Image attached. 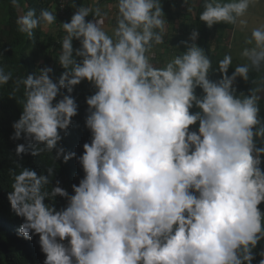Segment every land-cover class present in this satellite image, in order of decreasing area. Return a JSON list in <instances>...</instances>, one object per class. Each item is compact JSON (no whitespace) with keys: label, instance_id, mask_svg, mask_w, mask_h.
I'll list each match as a JSON object with an SVG mask.
<instances>
[{"label":"clouds","instance_id":"obj_1","mask_svg":"<svg viewBox=\"0 0 264 264\" xmlns=\"http://www.w3.org/2000/svg\"><path fill=\"white\" fill-rule=\"evenodd\" d=\"M253 2L204 0L199 19L209 27L236 24ZM11 3L20 9L19 0ZM118 12L112 36L103 30L99 8L95 22H86L93 9L82 6L60 25L66 35L58 59L67 71L58 83L50 79L51 68L15 81L13 94L23 85L25 98L13 138L26 134L42 143L34 156L56 149L58 130L66 131L77 115L70 95L53 105L59 90L71 93L85 79L97 89L86 101L92 140L79 157L85 176L72 186L75 194L58 182L50 187L53 167L48 176L31 169L13 173L9 201L25 218L19 234H39L44 264H252V249L264 239L258 208L264 202V147L255 144L264 139L257 103L264 78L242 99L233 85L238 77L248 81L250 68L264 66V26L252 30L246 43L253 46L241 53L250 64L228 76L232 58L226 55L219 61L223 78L212 82L211 61L195 43L163 67L150 62L167 26L160 0H118ZM16 23L31 38L56 16L32 8ZM74 38L82 45L75 51L80 63ZM197 38L194 31L191 39ZM11 79L0 67V85ZM194 105L200 111L191 113ZM197 122L198 133L189 131ZM16 153L27 148L19 144ZM60 156L67 162L75 153L61 148ZM57 196L69 201L61 211L44 203Z\"/></svg>","mask_w":264,"mask_h":264},{"label":"trees","instance_id":"obj_2","mask_svg":"<svg viewBox=\"0 0 264 264\" xmlns=\"http://www.w3.org/2000/svg\"><path fill=\"white\" fill-rule=\"evenodd\" d=\"M87 1V2H86ZM104 1V0H103ZM89 0H68L65 16H58L61 23L71 21L72 16ZM22 14L29 9L35 8L37 15L41 9L50 11L51 7L59 10L62 5L61 0H19ZM75 4V7H73ZM163 14L167 11L170 20L175 17L172 14L175 5H179V0H160ZM204 0H199L197 5V15L195 19L185 20L184 17L180 27H176L178 32H182V37L167 35L163 36V44L171 47L166 48L165 54L177 56L187 51V47L193 43L201 48L205 55L211 61V69L209 70L208 78L212 82H219L223 78V73L219 70V61L223 60L217 56L216 52L211 47V27L199 19L203 12ZM6 10V21L4 12ZM0 67L5 72L12 74V79L4 85H0V264H44L46 254L43 253L40 245V236L36 233H31V239L24 238L19 234L21 225L25 222V218L18 216L12 209L9 201V194L12 192V183L14 182L13 173L19 174L23 169L34 170L37 175L48 176V168L53 167L54 172L51 179L50 187L58 186L65 189L69 196L74 195L73 185L79 186L80 181L84 178L85 173L82 165L79 163V157L84 154V144L91 143L92 133L86 126V119L89 115V105L87 98L94 95L97 91L93 82L87 79L83 80L79 85L74 86L71 93L67 88H62L53 105L63 99L65 95H70L76 102L78 109L77 115L72 118L71 124L66 131L58 130L62 139L58 142L57 148L52 152H41L38 155L31 153L37 149L43 148L42 143L35 142L34 139L22 134L20 139H14L13 124L18 121L23 113L24 104V87L20 86V90L13 94L15 81L21 77L27 78L29 75L36 77L44 68H51L50 79L54 83H58L62 75L67 71L64 69L58 60L61 51L60 41L66 33L62 27H59L58 34H46L40 26L33 30V36L30 38L27 34L21 33L18 30L16 23L17 18L21 15L19 9L12 6L11 0H0ZM93 14V15H92ZM85 18L86 22H94V12ZM171 15V17H170ZM58 22V21H57ZM60 24V23H57ZM198 33V38L193 41L191 39L193 32ZM58 44V45H57ZM57 45V48H56ZM82 47L79 40L73 39L74 57L75 51ZM166 47V46H165ZM156 45L153 46L150 53V62L154 66L160 67L155 61L158 60V55L153 52ZM33 52V54H31ZM77 63L82 61V57H75ZM51 64L53 67H50ZM231 66L228 76H231L234 69ZM264 66L260 70L250 69L249 80L245 81L238 77L233 85L235 96L243 98L249 96L253 87L258 82V73L263 72ZM197 97H203V89L197 87L195 89ZM259 106V118L264 123V97L257 102ZM200 111L195 105L190 109L191 113ZM199 122L189 127V131L198 133ZM255 131V129H254ZM19 144L25 145L27 153L20 156L16 153V147ZM256 147H264V139H255ZM63 149L64 153H75L67 162L63 157L57 158V151ZM261 170L264 171V157L261 158ZM198 195V193H196ZM44 203L50 207H54L57 211H61L68 206V199L57 196L54 199L46 198ZM262 217H264V202L258 205ZM68 246V241H62ZM264 239H261L255 248L252 249L254 259L252 264H260V260L264 259Z\"/></svg>","mask_w":264,"mask_h":264},{"label":"crops","instance_id":"obj_3","mask_svg":"<svg viewBox=\"0 0 264 264\" xmlns=\"http://www.w3.org/2000/svg\"><path fill=\"white\" fill-rule=\"evenodd\" d=\"M89 1L90 2L88 7H91L93 9V12L96 8H99L101 10V15L105 20V23L102 26L103 30L109 36H112L113 31L117 26V18L119 15L118 0ZM188 1L190 2V0H179V5H177V7L173 5L174 9L172 11V14L175 17L174 20H170V18L168 17V10L165 12L164 19L166 22L170 21L171 24H167L163 36L167 35V37L171 39V36L177 34V36L182 37V34H178V30L176 29V27H180L183 20V18H181L180 16L181 14L179 13V11H181V4L188 3ZM195 1L199 3V0H194L192 3L194 8L197 7ZM223 2H227V0H223ZM85 6H87V3L85 4ZM19 12L22 15L23 10L19 9ZM50 12H53L55 14L56 23L48 25L47 27H41V29L46 34H53L58 32L60 25L63 24L58 20L59 10L57 8L51 7ZM240 21H243V23H241ZM261 26H264V0H254V2L250 4L247 12L244 14L243 17H240L238 19V22L236 24L217 23L211 27L212 50L216 52L217 56L221 59H224V57L227 55L231 56L232 60L235 62L248 64L250 62L245 57H243L241 53L245 48H250L253 46L246 43V41L251 38L252 30ZM165 46L166 45H164L163 43L156 45V48L153 51L159 56L158 60L155 62L158 63L160 67H163L166 62L170 61L174 57L165 54ZM238 46L240 48H238ZM236 49L239 50V53Z\"/></svg>","mask_w":264,"mask_h":264},{"label":"rangeland","instance_id":"obj_4","mask_svg":"<svg viewBox=\"0 0 264 264\" xmlns=\"http://www.w3.org/2000/svg\"><path fill=\"white\" fill-rule=\"evenodd\" d=\"M190 1H194V0H190ZM195 4L196 5H199V3L197 1H195ZM197 12H198L197 11V7L194 8L193 7V4L191 2H189V1H188V3H182L181 4V11H179V13L181 14L180 16L181 17L183 16L185 20H189V19H192V18L195 19V16L197 15ZM5 15H6V10L4 12V18L6 17ZM0 18H1V14H0ZM5 21H6V18H5ZM166 24L170 25L171 22L170 21H167ZM1 26L2 25H0V27ZM169 29H170V27H169ZM57 30H58V28H57ZM55 34H58V32H56ZM178 34L180 35V34H182V32H178ZM57 45H56V48H57ZM165 48H170L171 49V47L168 46V45H166ZM238 48H240V47L238 46ZM236 50L239 53V50L238 49H236ZM31 54H33V52H31ZM248 64H250V63H248ZM248 64L238 63V62H235V61L232 60V65L231 66L233 67L232 69H234L236 66H239V65H248ZM50 67H53V65L51 64ZM258 78H259V80H258V82L256 83V85L253 88L258 87L259 81L261 80V78H264V70H263V72L260 71L258 73ZM258 95H260L261 97H264V93H258Z\"/></svg>","mask_w":264,"mask_h":264},{"label":"built area","instance_id":"obj_5","mask_svg":"<svg viewBox=\"0 0 264 264\" xmlns=\"http://www.w3.org/2000/svg\"><path fill=\"white\" fill-rule=\"evenodd\" d=\"M181 1V0H180ZM191 3H193V1H190ZM61 3L62 5L60 6L59 8V14L61 16H65L66 14V9H67V3H68V0H61Z\"/></svg>","mask_w":264,"mask_h":264}]
</instances>
